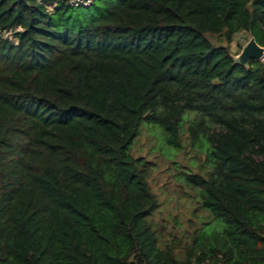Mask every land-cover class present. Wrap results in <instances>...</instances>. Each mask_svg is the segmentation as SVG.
<instances>
[{"label": "trees", "instance_id": "1", "mask_svg": "<svg viewBox=\"0 0 264 264\" xmlns=\"http://www.w3.org/2000/svg\"><path fill=\"white\" fill-rule=\"evenodd\" d=\"M239 30L264 47V0H0V264H264V60L204 36ZM143 122L205 145L184 179L218 226L180 257L129 152Z\"/></svg>", "mask_w": 264, "mask_h": 264}, {"label": "rangeland", "instance_id": "2", "mask_svg": "<svg viewBox=\"0 0 264 264\" xmlns=\"http://www.w3.org/2000/svg\"><path fill=\"white\" fill-rule=\"evenodd\" d=\"M2 36L8 33L2 32ZM212 45H223L232 59L239 63V54L248 40L247 31L235 32L229 43L222 35H204ZM264 48V47H263ZM259 60H264V55ZM190 115H185L189 119ZM186 123L180 133V147L173 148L165 142V135L156 124L141 123L138 134L132 141L129 152L132 157H140L147 162V185L157 202L148 221L157 236L161 248L173 246L176 257L181 256L183 245L188 243L194 230L209 222L217 228L210 214L200 206L198 188L186 182L185 174L204 176L208 165L205 162V145L190 144Z\"/></svg>", "mask_w": 264, "mask_h": 264}, {"label": "water", "instance_id": "3", "mask_svg": "<svg viewBox=\"0 0 264 264\" xmlns=\"http://www.w3.org/2000/svg\"><path fill=\"white\" fill-rule=\"evenodd\" d=\"M264 55V48L258 46L253 39L248 40L239 54V64H246L249 59L259 60Z\"/></svg>", "mask_w": 264, "mask_h": 264}, {"label": "built area", "instance_id": "4", "mask_svg": "<svg viewBox=\"0 0 264 264\" xmlns=\"http://www.w3.org/2000/svg\"><path fill=\"white\" fill-rule=\"evenodd\" d=\"M70 6H85L90 3L91 0H64Z\"/></svg>", "mask_w": 264, "mask_h": 264}]
</instances>
